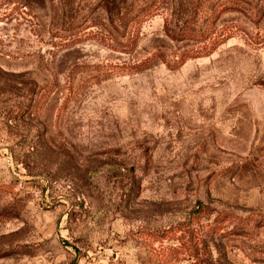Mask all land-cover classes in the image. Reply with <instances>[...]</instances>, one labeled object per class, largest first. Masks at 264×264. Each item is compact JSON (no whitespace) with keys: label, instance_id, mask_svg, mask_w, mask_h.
<instances>
[{"label":"rangeland","instance_id":"obj_1","mask_svg":"<svg viewBox=\"0 0 264 264\" xmlns=\"http://www.w3.org/2000/svg\"><path fill=\"white\" fill-rule=\"evenodd\" d=\"M0 264H264V0H0Z\"/></svg>","mask_w":264,"mask_h":264},{"label":"trees","instance_id":"obj_2","mask_svg":"<svg viewBox=\"0 0 264 264\" xmlns=\"http://www.w3.org/2000/svg\"><path fill=\"white\" fill-rule=\"evenodd\" d=\"M211 230H213V228H211Z\"/></svg>","mask_w":264,"mask_h":264}]
</instances>
